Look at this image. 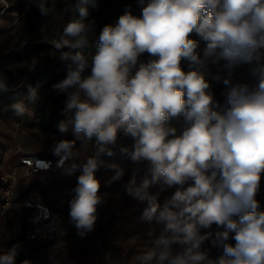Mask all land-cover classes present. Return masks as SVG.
<instances>
[{"label":"clouds","instance_id":"obj_1","mask_svg":"<svg viewBox=\"0 0 264 264\" xmlns=\"http://www.w3.org/2000/svg\"><path fill=\"white\" fill-rule=\"evenodd\" d=\"M29 3L42 15L51 11L47 0ZM136 4L139 15L127 4L100 29L94 54L84 49L96 34L99 0H75L69 11L78 15L52 41L65 70L51 86L66 94L57 129L76 138L54 139L51 149L60 174L76 176L70 220L81 236L94 229L104 202L96 172L122 136L131 141L119 145L131 162L124 192L144 206L140 221L159 225L136 264H264V203L257 198L264 174V0ZM245 67L252 84L237 76ZM214 83L226 89L222 100ZM38 89L28 86L32 104ZM0 90H9L2 76ZM11 108L17 116L29 111L22 102ZM172 119H182L179 131ZM76 140L90 144L91 154L81 158ZM49 167L42 162V170ZM106 167L109 184L125 176L120 164ZM206 244L222 254L209 258ZM18 248L0 253V264H16Z\"/></svg>","mask_w":264,"mask_h":264},{"label":"rangeland","instance_id":"obj_2","mask_svg":"<svg viewBox=\"0 0 264 264\" xmlns=\"http://www.w3.org/2000/svg\"><path fill=\"white\" fill-rule=\"evenodd\" d=\"M74 2L75 0H62L60 9L54 16L56 24L48 25L42 19H37L29 0H7V4L12 7L11 10H6L7 13L17 16L11 30L0 31V59H4L5 66L14 70V75H12L3 69L4 64L0 65V76L6 78L9 88L7 91L0 90V150L6 152L3 161L8 169L16 166L18 157L23 154L54 156L51 150L54 147V139H76L71 131L63 135L58 132L57 125L64 119L61 109L64 107L66 94L57 95L51 88L53 83L65 77L64 67L58 61L59 53L54 48L52 41L57 40L62 34L60 26L78 15V13L69 11ZM0 8L2 9L1 1ZM139 13L140 9L137 15ZM26 24L32 27L36 26V28H28ZM29 85L39 88V98L34 104L28 100ZM212 88L217 98L222 100L225 87L222 84L214 83ZM3 92H12L14 95L13 104L22 102L29 111L23 116H17L12 108L7 109L4 104ZM44 105L52 107L53 127L51 132L44 131L38 126L40 109ZM182 124V119H176L174 126L179 131ZM130 143V140L121 136L117 142L115 155L102 157L105 166L100 167L96 172V177L101 183L100 193L103 195L104 202L97 211L106 213V215H97L94 225L95 234L93 235V231H90L87 236L92 241H100L104 249H95L92 250V254L80 256L77 259L79 264H136L134 257L150 247L152 239L150 232L159 233V225L139 220L144 206L127 196L123 189V184L129 179L131 162L126 155L120 153L119 145H130ZM75 146L78 148L81 158L91 154L90 144H81L80 140H76ZM111 163L120 164L126 171L122 180L109 184L108 181L113 173L106 165ZM56 178L51 181L49 175H27L22 178L18 188L20 191H24L26 187L30 186V190L33 191L36 186L51 182L55 183L56 187H64L69 183V189L76 184V176L66 178V183L60 178ZM172 191L163 193L161 202ZM39 192L42 193V191ZM27 196L30 195L27 193ZM64 197L65 195L62 198ZM257 198L264 203V174H262L261 180V194ZM104 223H107V227L103 231ZM212 248L214 247L209 244L205 245L206 251ZM29 264L38 263L30 262Z\"/></svg>","mask_w":264,"mask_h":264},{"label":"crops","instance_id":"obj_3","mask_svg":"<svg viewBox=\"0 0 264 264\" xmlns=\"http://www.w3.org/2000/svg\"><path fill=\"white\" fill-rule=\"evenodd\" d=\"M0 20L13 22L11 27L0 26V31L7 32L13 28L17 16L5 11L3 15H0ZM63 179L60 178L62 181ZM50 180L54 181L51 177ZM68 187L69 183L64 187H56V184L51 182L36 186L35 192L30 190V186L26 187L24 192H27L30 198L49 205L54 215L58 218L57 226L53 228L54 239L43 244L37 241H27L28 231L21 218L10 211L5 218L6 231L0 238V253L11 249L13 245H19L16 264H22L25 260L29 263L35 262L38 264H79L77 259L80 256L92 254L95 249H104L100 241H92L87 236V233L83 236L79 235L77 228L71 222L69 201L74 194L71 191L72 188L68 189ZM39 191H42V193ZM64 195L65 197L62 198ZM99 214L106 215V213L97 211L96 215ZM102 226L104 231L107 223ZM95 229L94 227L92 230L93 235L95 234Z\"/></svg>","mask_w":264,"mask_h":264},{"label":"built area","instance_id":"obj_4","mask_svg":"<svg viewBox=\"0 0 264 264\" xmlns=\"http://www.w3.org/2000/svg\"><path fill=\"white\" fill-rule=\"evenodd\" d=\"M0 12H5L3 7ZM4 64L5 70L14 75L13 68L5 66L4 59H0V65ZM0 66V70H1ZM5 151L0 150V238L6 231L5 218L12 211L19 216L26 227L27 241L47 243L54 239L53 228L57 226L58 218L54 215L51 207L37 199L30 198L27 193L19 190V185L27 175H49L51 179L68 178L60 174L56 167V156L21 155L17 165L6 168L3 161ZM51 163L47 171L42 170V162Z\"/></svg>","mask_w":264,"mask_h":264},{"label":"trees","instance_id":"obj_5","mask_svg":"<svg viewBox=\"0 0 264 264\" xmlns=\"http://www.w3.org/2000/svg\"><path fill=\"white\" fill-rule=\"evenodd\" d=\"M62 4V0H47V7L51 9V11L45 16L41 14V11L35 5H32V11L36 15L37 19H42L48 25L56 24L55 21V13L59 11L60 6ZM127 4L132 5V11L134 14H138L139 8L136 4V0H99V10L93 11L92 16L95 17L97 21V30L96 34H90V42L84 51L86 53H95L97 44H98V36L100 29L105 24H114L118 17L123 14L124 6ZM11 10L12 7L8 5V10ZM1 11V8H0ZM65 22L60 26V30L63 31V27L65 26ZM28 28H36V26L32 27L29 24H26ZM96 35V37H95ZM238 78L252 84L254 83V79L248 74L246 67L237 70ZM2 95L4 96V104L7 109H11V105L14 101V95L12 92H3ZM171 125L174 126L176 123V119L171 120ZM38 126L44 130L51 132V128L53 127V111L52 107L50 106H42L40 109V116L38 120ZM209 258L215 259L218 258L222 254V250L218 248H212L207 250Z\"/></svg>","mask_w":264,"mask_h":264},{"label":"water","instance_id":"obj_6","mask_svg":"<svg viewBox=\"0 0 264 264\" xmlns=\"http://www.w3.org/2000/svg\"><path fill=\"white\" fill-rule=\"evenodd\" d=\"M63 182H64V183H66V182H67V179H66V178H64V179H63Z\"/></svg>","mask_w":264,"mask_h":264}]
</instances>
